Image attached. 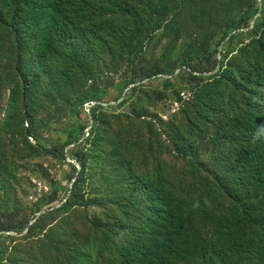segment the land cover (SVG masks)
<instances>
[{
  "label": "trees",
  "instance_id": "trees-1",
  "mask_svg": "<svg viewBox=\"0 0 264 264\" xmlns=\"http://www.w3.org/2000/svg\"><path fill=\"white\" fill-rule=\"evenodd\" d=\"M111 5L110 0H0V130H26L22 115L32 84L28 59L35 60L41 51L48 54L49 48L54 75L59 64L74 66L80 50L100 37L97 26L113 21L106 12ZM261 18L249 13L229 23L218 43L188 40L180 46L175 62L160 63L152 57L155 49L147 48L134 56L123 73L120 96L129 87L136 90L145 81L178 72L182 89H197L193 100L202 105L203 117L213 120L220 110L218 120L229 122V147L222 161L214 169L194 161L204 178L190 186V194L184 193L183 183L175 191L164 180L155 184L137 180L121 204L120 219L88 222L69 231L66 241L59 239L63 236L53 240L51 233L59 229L61 216L85 206L79 182L73 179L65 202H56L52 194L34 205L42 215L31 226L28 217L15 209L1 212L0 234L26 232L15 240L18 249L32 252L22 257H46L60 264H264V33L232 56L233 65L222 47L225 42L226 47L232 45L245 30L253 33ZM164 43V37L157 41ZM234 92L243 98L239 113L228 109ZM180 94L181 90L173 96L180 99ZM153 95L158 101L165 96L160 90H153ZM84 141L60 138L54 148L42 153L64 163L65 148L74 144L73 157L81 172L69 166L72 176L81 177ZM179 153L191 159L197 155L191 146ZM77 233H81L79 240ZM17 248L7 259L1 254L0 263L8 264L20 255Z\"/></svg>",
  "mask_w": 264,
  "mask_h": 264
},
{
  "label": "rangeland",
  "instance_id": "rangeland-1",
  "mask_svg": "<svg viewBox=\"0 0 264 264\" xmlns=\"http://www.w3.org/2000/svg\"><path fill=\"white\" fill-rule=\"evenodd\" d=\"M257 1L110 0L106 12L113 21L97 26L100 37L80 50L77 64H59L56 76L49 48V55L41 51L35 60L28 59L32 84L22 115L26 130H0V213L15 209L28 217L31 226L42 215L34 205L52 194L56 202H65L74 179L86 201L84 207L62 215L59 229L51 233L53 240L63 236L59 239L64 242L69 231L83 224L120 219L121 204L137 180L154 184L164 180L172 183L175 191L183 183L184 193L190 194V186L204 178L203 171L194 168V161L210 169L222 161V153L229 147V122L218 120L220 110L215 111L213 120L203 117L202 105L193 100L197 89H182L178 72L159 75L136 90L129 87L120 96L123 73L134 56L147 48L155 49L151 55L160 63L175 62L180 46L188 40L218 43L229 23L249 13L257 14V19L262 16L253 33L245 30L232 45L223 43L233 65L232 56L264 33V3ZM162 37L165 43L158 45ZM153 90L165 94L162 101L154 98ZM179 90L180 99H176L173 94ZM2 104L5 109L6 100ZM242 108L243 98L234 92L228 109L239 113ZM66 137L85 140L81 177L77 176L81 168L73 157L74 144L65 148L64 163L42 153ZM188 146L197 154L195 159L179 153ZM69 165L76 168L75 177ZM77 234L79 240L81 233ZM25 236L26 232L0 234V258L3 254L7 259L18 239ZM16 252L20 255L8 264H60L46 257H22L32 253L29 249L17 248Z\"/></svg>",
  "mask_w": 264,
  "mask_h": 264
},
{
  "label": "built area",
  "instance_id": "built-area-1",
  "mask_svg": "<svg viewBox=\"0 0 264 264\" xmlns=\"http://www.w3.org/2000/svg\"><path fill=\"white\" fill-rule=\"evenodd\" d=\"M86 136H88V132H87Z\"/></svg>",
  "mask_w": 264,
  "mask_h": 264
}]
</instances>
